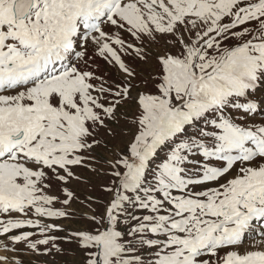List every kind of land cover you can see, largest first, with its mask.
Listing matches in <instances>:
<instances>
[{"label":"snow or ice","instance_id":"obj_1","mask_svg":"<svg viewBox=\"0 0 264 264\" xmlns=\"http://www.w3.org/2000/svg\"><path fill=\"white\" fill-rule=\"evenodd\" d=\"M76 202L91 230L55 222ZM0 236V264H264V0H0Z\"/></svg>","mask_w":264,"mask_h":264},{"label":"rangeland","instance_id":"obj_2","mask_svg":"<svg viewBox=\"0 0 264 264\" xmlns=\"http://www.w3.org/2000/svg\"><path fill=\"white\" fill-rule=\"evenodd\" d=\"M91 54V53H89ZM99 62V61H98ZM102 63V62H101ZM123 138L117 137L116 140L112 141L113 145H119L122 143ZM99 152L102 153V149H98ZM79 174L82 176V180L79 184L71 185V189L74 190L81 200L85 198L86 195H91L94 198L100 199L104 202L108 200V194L104 193L99 185L103 183H107V179L103 176H95L92 173L85 171V170H78ZM89 180L90 183L86 184L84 181ZM95 186V188H93ZM52 194L60 195L61 194V187L55 183H53L52 187ZM56 207H60L59 204ZM72 207L77 210L76 214L71 219H60L56 220V223L63 224L68 229H87L91 230L94 225L90 224L85 218L80 215V212L86 211V208H82L81 205L76 202L73 203ZM96 207L97 214H99L103 210V204L100 205H93ZM20 231H36L35 229H21V230H14L10 234H19ZM57 236H65L66 233L64 232H56L54 233ZM37 237H33L35 239ZM5 237H0V242L4 241ZM59 247L63 250L62 252H56L53 250L48 255H36L31 253L28 249H26L22 244H17L16 247L18 249L17 252L14 254L16 258L20 259L23 264H83L84 254L79 249L76 243L74 242H62L57 241ZM10 246V244H9ZM11 247V246H10Z\"/></svg>","mask_w":264,"mask_h":264},{"label":"bare ground","instance_id":"obj_3","mask_svg":"<svg viewBox=\"0 0 264 264\" xmlns=\"http://www.w3.org/2000/svg\"><path fill=\"white\" fill-rule=\"evenodd\" d=\"M2 242V241H1ZM0 254H4L3 252H0ZM11 256V255H10Z\"/></svg>","mask_w":264,"mask_h":264}]
</instances>
